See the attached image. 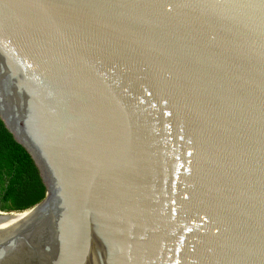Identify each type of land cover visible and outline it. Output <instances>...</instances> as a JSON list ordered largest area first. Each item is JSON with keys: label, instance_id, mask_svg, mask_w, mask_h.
I'll use <instances>...</instances> for the list:
<instances>
[{"label": "water", "instance_id": "1", "mask_svg": "<svg viewBox=\"0 0 264 264\" xmlns=\"http://www.w3.org/2000/svg\"><path fill=\"white\" fill-rule=\"evenodd\" d=\"M0 119V264H264V0H0Z\"/></svg>", "mask_w": 264, "mask_h": 264}, {"label": "trees", "instance_id": "2", "mask_svg": "<svg viewBox=\"0 0 264 264\" xmlns=\"http://www.w3.org/2000/svg\"><path fill=\"white\" fill-rule=\"evenodd\" d=\"M44 193L33 160L0 119V210L25 211L39 203Z\"/></svg>", "mask_w": 264, "mask_h": 264}, {"label": "bare ground", "instance_id": "3", "mask_svg": "<svg viewBox=\"0 0 264 264\" xmlns=\"http://www.w3.org/2000/svg\"><path fill=\"white\" fill-rule=\"evenodd\" d=\"M20 214H23V213H22V212H19V213H13L12 216H10V217H13V216H16V215H20ZM6 218H9V217H6ZM3 219H5V218H3Z\"/></svg>", "mask_w": 264, "mask_h": 264}, {"label": "rangeland", "instance_id": "4", "mask_svg": "<svg viewBox=\"0 0 264 264\" xmlns=\"http://www.w3.org/2000/svg\"><path fill=\"white\" fill-rule=\"evenodd\" d=\"M14 213H18V212H14Z\"/></svg>", "mask_w": 264, "mask_h": 264}]
</instances>
